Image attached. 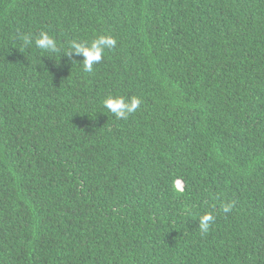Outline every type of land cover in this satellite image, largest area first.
Instances as JSON below:
<instances>
[{
    "label": "trees",
    "instance_id": "1",
    "mask_svg": "<svg viewBox=\"0 0 264 264\" xmlns=\"http://www.w3.org/2000/svg\"><path fill=\"white\" fill-rule=\"evenodd\" d=\"M0 264H264V0H0Z\"/></svg>",
    "mask_w": 264,
    "mask_h": 264
},
{
    "label": "clouds",
    "instance_id": "2",
    "mask_svg": "<svg viewBox=\"0 0 264 264\" xmlns=\"http://www.w3.org/2000/svg\"><path fill=\"white\" fill-rule=\"evenodd\" d=\"M23 45L27 47L35 46L41 52L50 54H60L61 52L71 56L73 53L83 57V69L85 72L92 73L94 65L101 62L106 50L114 49L117 40L110 34H100L91 42L72 39L67 42V50H62L57 40L48 32L41 30L38 35L31 33L23 34L21 37ZM103 107L111 112L117 119L126 120L135 113L141 105V98L132 96L126 98L122 95H108L102 101ZM225 213L231 211V203L224 204ZM215 222L212 212H205L199 217V230L201 234H207Z\"/></svg>",
    "mask_w": 264,
    "mask_h": 264
},
{
    "label": "rangeland",
    "instance_id": "3",
    "mask_svg": "<svg viewBox=\"0 0 264 264\" xmlns=\"http://www.w3.org/2000/svg\"><path fill=\"white\" fill-rule=\"evenodd\" d=\"M178 186L181 187V184L179 183Z\"/></svg>",
    "mask_w": 264,
    "mask_h": 264
}]
</instances>
